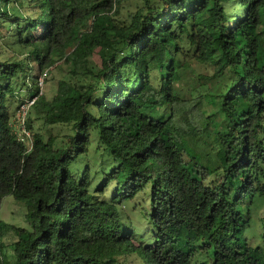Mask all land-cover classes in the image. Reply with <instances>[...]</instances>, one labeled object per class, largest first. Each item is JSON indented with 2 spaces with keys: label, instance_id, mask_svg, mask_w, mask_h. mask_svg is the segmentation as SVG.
I'll list each match as a JSON object with an SVG mask.
<instances>
[{
  "label": "trees",
  "instance_id": "obj_1",
  "mask_svg": "<svg viewBox=\"0 0 264 264\" xmlns=\"http://www.w3.org/2000/svg\"><path fill=\"white\" fill-rule=\"evenodd\" d=\"M121 3L0 0V28L27 54L0 58V209L8 195L27 208L25 226L0 219V264H264V234L250 236L264 202V0H143L120 26ZM192 59L212 69L200 84L219 104L200 131L182 118L201 78ZM59 60L75 80L48 98L39 78ZM26 71L37 87L23 97Z\"/></svg>",
  "mask_w": 264,
  "mask_h": 264
},
{
  "label": "rangeland",
  "instance_id": "obj_2",
  "mask_svg": "<svg viewBox=\"0 0 264 264\" xmlns=\"http://www.w3.org/2000/svg\"><path fill=\"white\" fill-rule=\"evenodd\" d=\"M143 0H122V3L119 7L118 13L115 14V18L117 20L118 25L128 24L131 15L135 12L138 6L142 4ZM243 10V9H242ZM32 14L35 16L36 14L30 12V10H24V15ZM70 50V49H68ZM8 57H13L18 61L25 60L27 57L26 52L17 50L15 46L9 44V36L7 35V30L5 27L0 28V58L7 59ZM93 62H100V58L98 53L96 52L93 57ZM27 64H30L26 61ZM191 63L195 70L200 74L201 78L197 80L195 83L188 85L187 88H193L192 96L193 100L185 102L181 105V109L183 111L182 118H184L189 124L192 125L193 130L200 131L204 129V126L207 122V117L215 113L218 108V99L206 94V87L201 86V82L207 83L208 85L212 83L211 74L212 69L206 64L192 59ZM31 65V64H30ZM32 67L34 70H37L36 64L33 63ZM31 67V68H32ZM71 65L67 64L65 60H59L53 67L50 68L49 78L46 80V83L43 84V92L51 98L55 92L58 81L60 79H69V81H74L72 74L70 73ZM30 72L26 71L23 75L18 78V86L20 87V91L23 94V97L27 96L28 87L32 86L37 87V84H33L34 81L32 78H29ZM87 81H89L87 79ZM196 85V86H195ZM185 90V89H184ZM19 91V92H20ZM194 93V94H193ZM35 126L38 127L41 124V121H36ZM52 126H43V134L45 137H48L53 132H57L61 127L56 125ZM20 127V125H19ZM90 162L93 166V170H96V166L99 165V162H94L91 159ZM89 163V164H90ZM107 165V164H106ZM131 211H134L131 208ZM26 213L27 208L21 202H18L14 199L12 195H8L3 199L1 209H0V219H1V229L7 225H16V226H25L27 224L26 221ZM136 224L147 223L146 218L144 219L140 212L137 210L132 213ZM253 233L250 234L253 242H259L263 240L262 235L264 234V202L260 203L253 214ZM4 233V243L6 245H10L13 240L16 239L15 234L9 229H4L2 231Z\"/></svg>",
  "mask_w": 264,
  "mask_h": 264
},
{
  "label": "built area",
  "instance_id": "obj_3",
  "mask_svg": "<svg viewBox=\"0 0 264 264\" xmlns=\"http://www.w3.org/2000/svg\"><path fill=\"white\" fill-rule=\"evenodd\" d=\"M45 75H46V73H45ZM44 78H45L44 75H43V76H40V78H39V84H40L41 86H43ZM34 101H35V99H33V100H29V101H27L26 104H24V105L21 107V110L19 111V117H21L22 122L25 121V116H26L27 110H28V108L31 106V104L34 103ZM19 139H20V141H22V142H27V144H28L29 146H31V144H32L31 134H30V132H29L26 128H24V127H23V128L21 129V131L19 132Z\"/></svg>",
  "mask_w": 264,
  "mask_h": 264
}]
</instances>
